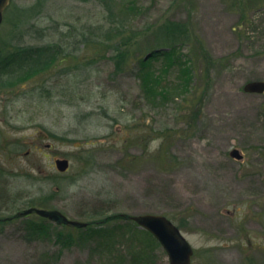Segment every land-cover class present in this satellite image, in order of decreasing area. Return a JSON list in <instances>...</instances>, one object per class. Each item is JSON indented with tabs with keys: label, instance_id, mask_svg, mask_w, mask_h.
<instances>
[{
	"label": "rangeland",
	"instance_id": "374dc122",
	"mask_svg": "<svg viewBox=\"0 0 264 264\" xmlns=\"http://www.w3.org/2000/svg\"><path fill=\"white\" fill-rule=\"evenodd\" d=\"M110 8L129 44L102 42ZM48 44L51 66L0 75V264H170L142 213L178 225L192 264H264V93L244 89L264 80V0H11L0 64Z\"/></svg>",
	"mask_w": 264,
	"mask_h": 264
},
{
	"label": "water",
	"instance_id": "95a60500",
	"mask_svg": "<svg viewBox=\"0 0 264 264\" xmlns=\"http://www.w3.org/2000/svg\"><path fill=\"white\" fill-rule=\"evenodd\" d=\"M10 1L0 0V23L3 19V12ZM244 89L248 92L264 93V80L249 81L245 84ZM230 154L236 159L243 158V154L238 148H234ZM56 165L60 171H66L69 168V160L67 158H59L56 160ZM34 212L60 225H69L78 228H83L88 225L85 221L69 218L59 209L31 207L21 211L20 214L28 215ZM131 218L139 226L151 232L160 241L168 254L170 264H192L194 248L181 229L170 218L166 215L156 213H142L132 215Z\"/></svg>",
	"mask_w": 264,
	"mask_h": 264
},
{
	"label": "trees",
	"instance_id": "16d2710c",
	"mask_svg": "<svg viewBox=\"0 0 264 264\" xmlns=\"http://www.w3.org/2000/svg\"><path fill=\"white\" fill-rule=\"evenodd\" d=\"M109 11L113 14L112 17H109V22L108 23V27H107V31L105 32V38H103L102 42H108V44L110 43V41H113L115 39H117L118 41H120L121 44H129V42L132 40V38L134 37L133 33H128V27L127 24H123L121 20H118V17L113 13V8L109 9ZM106 27V26H105ZM104 28V27H103ZM188 25H183V24H179V23H175V22H167L164 26V29L166 30V34L168 35H172L175 36L177 35V33L179 31H183L185 32V37L189 38V33H188ZM160 33V32H159ZM165 33V32H164ZM82 37V39H80V44L81 45H86L89 42L93 43L96 41H93V39H90V36L87 35V33L85 31H83L80 35ZM100 42V41H99ZM59 52L63 53V50L61 49L60 46L56 45V44H48L39 48H34L31 50H27V49H21L18 50L17 52H15L17 55L14 57H11L10 59H8L7 61H5V59H2L1 62H3L2 64H0V70H1V77L2 75H4L3 71L6 72L7 67H11L13 65V63H17L19 66L23 65L22 63L25 62L29 64V68L28 70L31 73H37L42 71V69H46L47 67L52 65V61L56 60V58L58 56H56V54ZM152 53H149L147 55H145V58L141 57L139 59V65L140 64H144V59L154 56L156 51L152 50L150 51ZM166 53V52H165ZM125 53V56L123 57V60L125 61H130L132 60V54H127ZM123 61V62H125ZM11 65V66H9ZM140 71L143 69V65L139 66ZM7 75V74H5ZM3 79V78H2ZM8 84H12L11 82H8ZM159 134V133H158ZM160 136H163L162 133L159 134ZM130 219V217H128ZM110 221L111 219H107L106 221ZM90 225V222H88V226ZM80 229V228H78Z\"/></svg>",
	"mask_w": 264,
	"mask_h": 264
},
{
	"label": "flooded vegetation",
	"instance_id": "af4514ba",
	"mask_svg": "<svg viewBox=\"0 0 264 264\" xmlns=\"http://www.w3.org/2000/svg\"><path fill=\"white\" fill-rule=\"evenodd\" d=\"M262 2H263V0H261ZM12 218H14L13 216H7V217H0V222H2V223H6V222H8V221H10V220H12Z\"/></svg>",
	"mask_w": 264,
	"mask_h": 264
}]
</instances>
